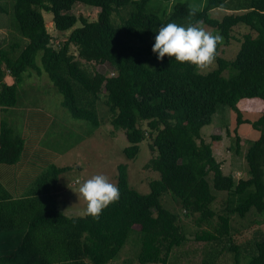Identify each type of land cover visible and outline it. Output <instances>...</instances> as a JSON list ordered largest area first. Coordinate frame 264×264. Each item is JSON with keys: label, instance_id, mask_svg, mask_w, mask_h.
Masks as SVG:
<instances>
[{"label": "trees", "instance_id": "obj_1", "mask_svg": "<svg viewBox=\"0 0 264 264\" xmlns=\"http://www.w3.org/2000/svg\"><path fill=\"white\" fill-rule=\"evenodd\" d=\"M149 0H2L0 12H8L23 46H0V106L17 103V84L28 69L44 71L62 94V105L76 119L97 128V101L111 113V124L124 130L129 143L123 153L133 159L139 144L151 138L155 152L145 168L159 173L149 183L150 191L140 193L128 183L127 165L117 166L116 185L120 196L100 213L67 216L52 194L58 176L68 167L51 164L36 179L28 194L13 197L0 181V232H19L20 245L0 256V264H108L114 260L133 231L140 234L136 256L139 264H171L173 249L187 237L178 215L165 208L160 198L169 192L187 215L197 214V225L209 224L215 216L211 204L215 191H226V214L218 215L214 232L195 237L217 241L229 233V213L245 216L250 210L264 214V114L253 126L259 130L245 152L248 177L235 181L222 172L212 145L201 136V128L212 121L219 106L234 110L243 99L264 104V0H206L202 9L188 1L163 7L161 15L147 11ZM76 3L97 8L93 20L71 12ZM8 4V5H7ZM9 7V11L7 9ZM230 12L220 19L209 11ZM52 13L54 27L69 31L57 49L50 44L43 12ZM80 25L74 27L77 22ZM174 22L187 26L203 22L222 37L217 44V66L199 72L188 64L165 56L157 61L133 43L154 42L160 26ZM240 24L248 27L233 59L218 55L221 43L228 44L231 31ZM76 49V55L71 51ZM39 54L40 64L36 57ZM77 57V58H76ZM108 63L109 75L91 71L88 65ZM227 71L225 76L224 72ZM15 79L4 83L5 73ZM145 123V127L143 126ZM261 125V127H259ZM218 139V135H213ZM24 140L14 134L7 121L0 122V164H15ZM211 176V185L208 176ZM232 197V198H231ZM232 263L241 264L239 245L231 242ZM253 254L245 264H264V234L254 239ZM251 249V251H252ZM197 264H211L203 260Z\"/></svg>", "mask_w": 264, "mask_h": 264}, {"label": "rangeland", "instance_id": "obj_2", "mask_svg": "<svg viewBox=\"0 0 264 264\" xmlns=\"http://www.w3.org/2000/svg\"><path fill=\"white\" fill-rule=\"evenodd\" d=\"M188 1L190 6L202 9L206 0H149L147 11L150 14L161 15L163 7H170L173 2ZM2 3V0H0ZM8 5V4H7ZM9 11V7H7ZM71 12L77 16L93 20L97 16V8L76 3ZM230 12L222 8L209 11L211 17L220 19ZM47 31L51 35L50 44L57 49L69 31L59 32L55 29L51 12H43ZM80 25L78 21L74 27ZM198 27L212 34L217 31L203 22ZM249 29L243 24L235 26L228 44L221 43L218 55L225 59H233L239 49V42ZM152 41V40H151ZM151 41L133 43L135 49H144L151 57ZM19 43L20 50L24 41L13 26L10 14L0 12V46L8 48L13 43ZM76 55V49L71 50ZM77 56V55H76ZM77 58V57H76ZM36 63L41 67L39 54ZM91 71H99L109 75L113 72L108 63H83ZM217 66L216 61L199 72H208ZM225 76L227 71L224 72ZM15 78L5 73L4 83H12ZM239 121L234 110L219 106L209 124L201 128V136L211 143L212 153L220 162L222 172L232 175L237 181L248 177V166L245 152L250 142L257 137L259 130L253 126L259 117L264 114V104L258 99H243L238 104ZM97 113L100 125L95 128L89 122L72 117L62 105V94L52 84L47 74L37 73L28 69L17 84V103L13 107L0 106V122L7 121L13 128L14 134L22 137L24 145L19 160L12 165L0 164V181L6 186L13 197L28 194L34 187L36 179L48 168L55 164L58 167H68L61 173L52 188L58 208L67 216H82L85 202L80 198L78 188L80 183L95 174H104L110 182L116 184L117 166L127 165L128 183L140 193L150 191L149 183L159 178V173L144 165L155 155L150 149L151 138H145L139 144V152L133 159L127 158L124 147L128 146L124 130L115 129L111 124V113L103 102V96L97 101ZM145 127V123H143ZM261 127V125H259ZM218 135V139H213ZM211 185V176H208ZM215 199L211 208L215 216L210 223L197 225V214L187 215L180 204L169 192L162 194L160 201L168 210L178 215V224L181 226L187 239L180 246L173 249L169 257L171 264H197L203 260L211 264H231L232 252L228 249L231 242L239 245L241 264H245L253 254L254 239L264 234V214L250 210L245 216L238 213H229V233L217 241H202L196 239V234L202 231L214 232L218 224V215L226 214V191H215ZM232 198V197H231ZM180 206V207H179ZM19 232H0V256L20 245L22 235ZM140 234L137 231L130 233L124 246L116 258L108 264H139L136 256L140 248ZM252 249V251H251Z\"/></svg>", "mask_w": 264, "mask_h": 264}, {"label": "clouds", "instance_id": "obj_3", "mask_svg": "<svg viewBox=\"0 0 264 264\" xmlns=\"http://www.w3.org/2000/svg\"><path fill=\"white\" fill-rule=\"evenodd\" d=\"M221 39L219 34H212L193 24L185 26L169 22L156 31L151 51L157 61L167 56L197 69H205L214 62ZM78 192L85 202L83 215L94 220L99 219L101 211L120 196L117 185L104 174H95L80 183Z\"/></svg>", "mask_w": 264, "mask_h": 264}, {"label": "bare ground", "instance_id": "obj_4", "mask_svg": "<svg viewBox=\"0 0 264 264\" xmlns=\"http://www.w3.org/2000/svg\"><path fill=\"white\" fill-rule=\"evenodd\" d=\"M180 207V206H179ZM178 221V220H177ZM197 236V235H196Z\"/></svg>", "mask_w": 264, "mask_h": 264}]
</instances>
